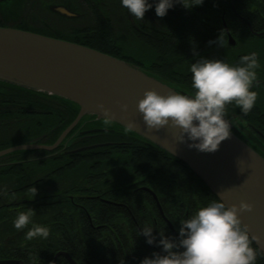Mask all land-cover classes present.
Here are the masks:
<instances>
[{"label": "trees", "instance_id": "trees-1", "mask_svg": "<svg viewBox=\"0 0 264 264\" xmlns=\"http://www.w3.org/2000/svg\"><path fill=\"white\" fill-rule=\"evenodd\" d=\"M240 15L251 22L255 32H264V0H256L254 7L242 5ZM23 31L122 60L97 47L91 42L94 39H75L73 26L56 34ZM189 31L192 35L187 40L194 47L212 37L202 25ZM147 74L179 91H194L191 86L179 88L171 80ZM79 112L80 107L70 101L0 82V151L28 143L53 145ZM96 129L99 131L83 133ZM93 145L101 146L74 152ZM30 159L0 167V240L4 241L0 243V260L52 264L57 253L66 252L77 264H121V259L124 264H140L143 258L161 251L147 244L145 237L137 236L145 222L157 228L154 235L158 239V229L178 238L179 222L217 199L183 162L96 116L83 117L56 151H22L5 158L20 162ZM144 188L156 195L161 210ZM29 208L35 210L34 222L49 228L47 238L27 240V228L17 230L13 226L17 213ZM253 247L257 248L254 242ZM56 264L70 263L61 257ZM257 264H264L260 251Z\"/></svg>", "mask_w": 264, "mask_h": 264}, {"label": "water", "instance_id": "water-1", "mask_svg": "<svg viewBox=\"0 0 264 264\" xmlns=\"http://www.w3.org/2000/svg\"><path fill=\"white\" fill-rule=\"evenodd\" d=\"M57 11L65 13L63 9ZM0 82L59 97L80 107L75 121L53 145H18L0 151V158L22 151L52 152L85 116L113 122L183 162L226 204H239L241 201L251 203L253 211L244 213L242 221L248 226L254 244L264 255V159L232 132L218 151L199 152L188 147L191 141H178L179 128L166 126L161 130L149 131L137 110L138 101L146 90L155 89L162 95L170 91L185 92L116 57L72 42L12 28H0ZM121 103L128 105L126 113L121 111ZM100 105L109 109L110 115L105 116ZM144 190L151 194L161 210L156 195L147 188ZM61 257L70 264H77L66 252L57 253L52 264H56ZM0 264L25 263L0 260Z\"/></svg>", "mask_w": 264, "mask_h": 264}, {"label": "flooded vegetation", "instance_id": "flooded-vegetation-1", "mask_svg": "<svg viewBox=\"0 0 264 264\" xmlns=\"http://www.w3.org/2000/svg\"><path fill=\"white\" fill-rule=\"evenodd\" d=\"M150 2L154 5L155 0ZM242 5L254 7L256 0H204L191 9L177 2L164 17H158L153 6L143 20H138L121 6L120 0H0V28L56 34L73 26L75 39H94L91 42L97 47L144 72L171 80L179 88L191 86L188 69L200 58H217L236 65L241 56L255 51L259 64L252 89L257 92L256 104L245 115L239 106L230 103L226 119L232 124L231 132L264 159V32H255L251 22L240 15ZM197 25L211 32L209 41H218L221 36V46L208 41L194 47L187 38L192 35L189 29ZM99 35L102 38H97ZM66 148L67 145L63 147ZM7 156L0 158V167L33 160H5Z\"/></svg>", "mask_w": 264, "mask_h": 264}, {"label": "clouds", "instance_id": "clouds-1", "mask_svg": "<svg viewBox=\"0 0 264 264\" xmlns=\"http://www.w3.org/2000/svg\"><path fill=\"white\" fill-rule=\"evenodd\" d=\"M177 2L191 9L202 5L204 0H155L154 5L150 0H120L121 6L138 20H143L153 6L156 15L164 17ZM212 43L221 46V36L218 41H209ZM258 66L255 51L241 56L236 65L217 58H200L190 63L188 69L192 93L170 91L162 95L155 89L146 90L138 101L137 110L149 131L166 126L179 128L178 141H191L189 148L214 153L231 135L232 124L226 119V106L234 102L246 115L256 104L257 92L252 89L257 82L255 69ZM99 107L105 116L110 115L109 109ZM120 109L126 113L128 105L121 103ZM253 208L247 201L228 205L220 198L211 200L179 222L178 238L169 237L158 229V239L154 235L157 228L152 222H145L137 236L145 237L147 244L161 251L143 258L140 264H257L259 250L253 247L249 228L242 221V215ZM34 214L32 208L19 211L13 226L17 230L27 228L24 233L27 240L47 238L49 228L35 223ZM121 264H124L123 259Z\"/></svg>", "mask_w": 264, "mask_h": 264}, {"label": "rangeland", "instance_id": "rangeland-1", "mask_svg": "<svg viewBox=\"0 0 264 264\" xmlns=\"http://www.w3.org/2000/svg\"><path fill=\"white\" fill-rule=\"evenodd\" d=\"M29 144V143H28ZM22 145H25V144H22ZM83 148H85V147H83ZM78 150V149H77ZM36 157V156H35ZM33 159H34V157H32Z\"/></svg>", "mask_w": 264, "mask_h": 264}]
</instances>
